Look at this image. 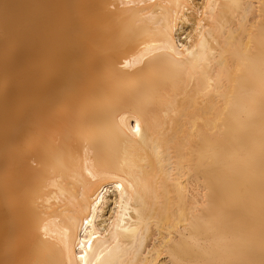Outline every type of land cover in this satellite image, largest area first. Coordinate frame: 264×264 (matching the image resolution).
Listing matches in <instances>:
<instances>
[{
    "label": "bare ground",
    "instance_id": "6f19581e",
    "mask_svg": "<svg viewBox=\"0 0 264 264\" xmlns=\"http://www.w3.org/2000/svg\"><path fill=\"white\" fill-rule=\"evenodd\" d=\"M0 264H264V0H0Z\"/></svg>",
    "mask_w": 264,
    "mask_h": 264
}]
</instances>
